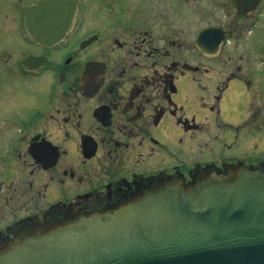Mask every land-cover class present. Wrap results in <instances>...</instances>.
Masks as SVG:
<instances>
[{"label": "flooded vegetation", "instance_id": "af4514ba", "mask_svg": "<svg viewBox=\"0 0 264 264\" xmlns=\"http://www.w3.org/2000/svg\"><path fill=\"white\" fill-rule=\"evenodd\" d=\"M40 1L0 0V248L154 183L264 170V0H51L30 18Z\"/></svg>", "mask_w": 264, "mask_h": 264}, {"label": "water", "instance_id": "95a60500", "mask_svg": "<svg viewBox=\"0 0 264 264\" xmlns=\"http://www.w3.org/2000/svg\"><path fill=\"white\" fill-rule=\"evenodd\" d=\"M58 13L51 0L28 9L32 19ZM0 264H264V170L154 183L113 213L29 227L0 248Z\"/></svg>", "mask_w": 264, "mask_h": 264}, {"label": "rangeland", "instance_id": "374dc122", "mask_svg": "<svg viewBox=\"0 0 264 264\" xmlns=\"http://www.w3.org/2000/svg\"><path fill=\"white\" fill-rule=\"evenodd\" d=\"M247 36V32L242 33L241 37L242 40L237 42V51H236V56H238L239 54H242L244 57L246 56L245 53L247 52V50H249L250 45V39L248 37V39H245V37ZM250 37H254V35L250 36ZM240 61H244V60H240Z\"/></svg>", "mask_w": 264, "mask_h": 264}]
</instances>
